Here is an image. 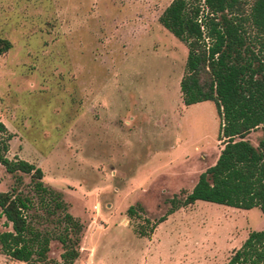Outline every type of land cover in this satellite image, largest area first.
Instances as JSON below:
<instances>
[{"label": "rangeland", "instance_id": "374dc122", "mask_svg": "<svg viewBox=\"0 0 264 264\" xmlns=\"http://www.w3.org/2000/svg\"><path fill=\"white\" fill-rule=\"evenodd\" d=\"M170 1L0 0V34L12 42L0 54L6 154L39 165L81 220L73 264H224L250 230H264L258 206L202 199L154 224L223 146L214 102H183L187 45L159 20ZM13 187L32 197L35 225L58 226L30 174L0 164V190ZM61 251L51 239L48 257ZM0 264L40 263L0 249Z\"/></svg>", "mask_w": 264, "mask_h": 264}, {"label": "trees", "instance_id": "16d2710c", "mask_svg": "<svg viewBox=\"0 0 264 264\" xmlns=\"http://www.w3.org/2000/svg\"><path fill=\"white\" fill-rule=\"evenodd\" d=\"M159 20L187 45L179 81L183 102H214L223 146L184 197L173 196L154 224L197 199L240 208L258 206L264 213V0H171ZM11 46L0 34V54ZM256 127L262 134L254 144L246 135ZM6 131L0 118V164L8 172L30 174L38 200L48 214L57 213L58 226L35 225L25 212L32 199L29 194L16 187L0 190V215L10 225L0 230L1 251L28 263L73 264L80 252L81 220L68 211L60 190L44 184L39 165L7 156L12 133ZM16 177L21 180L19 174ZM127 212L135 213L134 206L129 205ZM138 232L146 234L142 227ZM53 238L62 245L60 259L48 257ZM224 264H264V230H250Z\"/></svg>", "mask_w": 264, "mask_h": 264}, {"label": "built area", "instance_id": "2783aa9c", "mask_svg": "<svg viewBox=\"0 0 264 264\" xmlns=\"http://www.w3.org/2000/svg\"><path fill=\"white\" fill-rule=\"evenodd\" d=\"M200 20V19H199Z\"/></svg>", "mask_w": 264, "mask_h": 264}]
</instances>
